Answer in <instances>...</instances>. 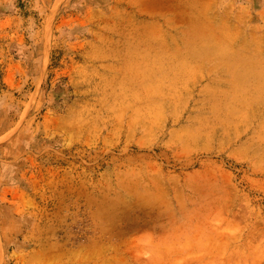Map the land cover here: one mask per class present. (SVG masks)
I'll return each mask as SVG.
<instances>
[{"label":"rangeland","instance_id":"374dc122","mask_svg":"<svg viewBox=\"0 0 264 264\" xmlns=\"http://www.w3.org/2000/svg\"><path fill=\"white\" fill-rule=\"evenodd\" d=\"M186 263L264 264V0H0V264Z\"/></svg>","mask_w":264,"mask_h":264},{"label":"bare ground","instance_id":"6f19581e","mask_svg":"<svg viewBox=\"0 0 264 264\" xmlns=\"http://www.w3.org/2000/svg\"><path fill=\"white\" fill-rule=\"evenodd\" d=\"M202 37H203V36H202ZM202 37H201V38H202ZM205 37H206V36H205ZM207 38H209V37L207 36ZM212 38H213V37H212ZM212 38H211L210 40H212ZM204 39H205V38H204ZM213 39H214V38H213ZM200 40H201V39H200ZM206 40H207V39H206ZM207 41H208V40H207ZM201 42H202V41H201ZM193 43H194V42H193ZM199 43H200V41H199ZM247 43H248V42H247ZM197 45H198V44H197ZM203 45H204V44H203ZM199 46H200V45H199ZM199 46H198V47H199ZM204 46L207 47V45H204ZM201 48H202V47H201ZM203 48H204V47H203ZM213 49H214V48H213ZM133 51H134V50H133ZM136 51H137V50H136ZM142 51H145V50H141V52H142ZM148 51H149V50H148ZM154 51H155V50H154ZM179 51H180V50H179ZM137 52H139V51H137ZM155 52H156V51H155ZM131 53H132V52H131ZM153 53H154V52H153ZM156 53H157V52H156ZM156 53H155V54H156ZM179 53H181V52H179ZM179 53H177V54H179ZM138 54H140V52H139ZM138 54H137V56H138ZM143 54H145V53H143ZM157 54H158V53H157ZM163 54H164V53H163ZM147 55H148V53H147ZM186 55H188V54H186ZM143 56H145V55H143ZM156 56H157V55H156ZM159 56H162V55L159 54ZM159 56H158V57H159ZM164 56H165V55H164ZM178 56H179V55H178ZM178 56H177V57H178ZM146 57H147V56H146ZM148 57H149V55H148ZM162 57H163V56H162ZM166 57H167V54H166ZM142 58L145 59V57H142ZM142 58H141V59H142ZM156 58H157V57H156ZM186 58H187V57H186ZM186 58H184V59H186ZM148 59H150V58H148ZM159 59H160V58H159ZM162 59H163V58H162ZM189 59H190V58H189ZM189 59H188V60H189ZM127 60H128V59H127ZM129 60H130V59H129ZM131 60H132V59H131ZM131 60H130V61H131ZM146 60H147V59H146ZM146 60H145V61H146ZM169 60H170V59H169ZM141 61H143V59H142ZM148 61H152V60H148ZM148 61H147V62H148ZM153 61L155 62V60H153ZM163 61H164V60H163ZM180 61H181V60H180ZM132 62H133V60H132ZM132 62H131V63H132ZM154 62H153V63H154ZM167 62H168V61H167ZM182 62H183V61H182ZM189 62H190V61H189ZM148 63H149V62H148ZM161 63H162V62H161ZM161 63H160V64H161ZM184 63H187V61H186V62L184 61ZM184 63H181V65L184 64ZM184 65H185V64H184ZM187 65H188V64H187ZM146 66H149V65L146 64ZM153 66H154V64H153ZM214 66H215V65H214ZM214 66H213V67H214ZM240 66H241V65H240ZM137 67H138L139 69L141 68V66H137ZM164 67H165V66H164ZM184 67H185V66H184ZM213 67H212V68H213ZM215 67H216V66H215ZM238 67H239V66H238ZM146 68H147V67H146ZM157 68H160V67H158V65H157ZM147 69H150V68H147ZM147 69H145V70H147ZM160 69L163 70L162 68H160ZM160 69H159V70H160ZM145 70H144V71H145ZM161 70H160V72H161ZM141 71H142V70H141ZM153 71H154V70H153ZM145 72H146V71H145ZM145 72H144V73H145ZM149 72H150V71H149ZM142 73H143V72H142ZM152 74H153V72H152ZM163 74H164V73H163ZM165 75H166V74H165ZM138 76H139V75H138ZM161 76H162V75H161ZM149 77H150V76H149ZM149 77H147V78H149ZM160 83H161V82H160ZM157 84H159V83L157 82ZM257 85H258V84H257ZM160 86H161V85H160ZM160 86H159V87H160ZM259 86H260V84H259ZM259 86H257V87H259ZM144 87H145V86H144ZM148 87H149V86H148ZM148 87H147V89L144 88V89L147 91V92H146L147 94H148V92H152V91H153V90H152V91L149 90L150 88L148 89ZM159 87H157V88H159ZM160 88H161V87H160ZM155 90H156V89H155ZM155 90H154V91H155ZM156 91H157V90H156ZM147 94H146V95H147ZM156 104H157V103H155V105H156ZM153 106H154V104H153ZM156 107H157V106H156ZM153 108H154V107H153ZM157 108H158V107H157ZM156 111H157V110H156ZM226 119H227V118H226ZM201 240H202V239H201ZM203 244H204V243H203ZM205 244H206V243H205ZM95 249H96V248H95ZM95 249L92 248V251L95 250ZM97 249H98V248H97ZM97 249H96V250H97ZM211 249H214V248H211ZM92 251H91V253H92ZM211 251H212V250H211ZM93 252L95 253L96 251H93ZM97 252H98V250H97ZM197 256H198V255H197ZM194 259H195V258H194ZM200 260H201V258H200ZM185 262H187V260H186ZM194 263H195V262H194ZM186 264H187V263H186Z\"/></svg>","mask_w":264,"mask_h":264}]
</instances>
